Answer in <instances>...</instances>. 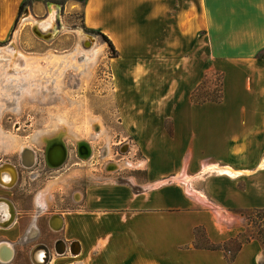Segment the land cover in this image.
<instances>
[{
	"label": "crops",
	"instance_id": "0c3cea01",
	"mask_svg": "<svg viewBox=\"0 0 264 264\" xmlns=\"http://www.w3.org/2000/svg\"><path fill=\"white\" fill-rule=\"evenodd\" d=\"M24 1L0 0L1 41ZM34 3L38 10L52 8L44 0ZM191 3L85 0L88 28L107 34L122 52L141 42L146 58L150 52L161 58L148 62L147 90L160 83L166 97L175 86L162 113L152 116L157 124L148 119L140 134L155 144L138 164L147 175L85 179L66 168L36 190L32 208H20L14 191L18 170L13 188L0 182V264H34L30 255L46 252L41 243L52 256L49 264H264L259 239L239 242L247 230L245 212L264 210V0L199 4L204 52L222 72L221 100L201 104L192 101V51L191 66L180 63L182 49L192 48L181 39ZM153 34L157 46L150 50ZM126 59L119 68L128 67ZM166 122H172L171 133ZM56 240L62 252H56ZM234 243L240 248H232Z\"/></svg>",
	"mask_w": 264,
	"mask_h": 264
},
{
	"label": "rangeland",
	"instance_id": "374dc122",
	"mask_svg": "<svg viewBox=\"0 0 264 264\" xmlns=\"http://www.w3.org/2000/svg\"><path fill=\"white\" fill-rule=\"evenodd\" d=\"M84 2L68 0L58 12L61 27L54 24L49 29H42L38 22L44 21L49 13L57 15L56 5L60 3L44 1L52 5L49 11L38 10L35 3L27 4L20 9L7 40H0V50L13 58L4 61V69L0 67V164L12 163L20 172L14 190L20 208H32L34 194L45 180L61 175L70 167L84 173L85 179L115 176L123 180L134 177L143 180L147 167L138 164L147 157L145 149L155 144L140 134L147 128L148 119L150 124H157L152 116L162 113L175 88L172 86L166 97H162L166 89L159 88L160 83L154 82L156 85L147 90L148 62L157 64L161 58L156 52H150V57L146 58V46L141 42L131 49L128 46L125 52L117 47L116 52L112 51L103 36L90 31L94 29L84 23ZM202 3L204 0H192V15L182 25L181 39L192 48H183L180 60L182 68L191 66L187 57L192 51V101L200 102L218 100L222 96V72L205 54V31L199 30L204 26V16L199 19V4ZM191 34L192 39L188 36ZM153 38L155 40L158 35L153 34L151 41ZM152 42L148 49L155 50L157 42ZM117 44L124 46L125 42ZM95 45L101 49L93 60H88L86 54ZM30 55L36 56L40 63L34 73L21 70ZM47 56L55 57L60 64L48 62ZM89 56L93 57L92 54ZM122 59L129 62L125 69L119 68ZM0 61L2 66L3 60ZM14 66L15 70H11ZM12 77H18V80L13 81ZM29 78L31 80L27 81ZM149 91L152 96L160 93L148 98ZM98 120L102 124L99 129L95 124ZM62 124H66L68 131L63 139L69 156L65 164L58 167L61 169L49 166L48 169L45 166L46 142L40 135L52 136ZM171 125L172 122H166L170 133ZM82 140L92 146L90 159L78 155V142ZM23 145L36 150L38 159L33 169L21 163ZM35 175L39 176L37 180H34ZM244 215L247 230L239 242L257 238L264 244V210L249 211ZM236 245L231 244L232 248ZM43 253L39 252L38 258Z\"/></svg>",
	"mask_w": 264,
	"mask_h": 264
},
{
	"label": "bare ground",
	"instance_id": "6f19581e",
	"mask_svg": "<svg viewBox=\"0 0 264 264\" xmlns=\"http://www.w3.org/2000/svg\"><path fill=\"white\" fill-rule=\"evenodd\" d=\"M52 12V11H51ZM59 11H57V15L56 14H51L46 18L44 19V21H39L38 24L39 26L42 28V29H49L50 26H53L55 24L56 27H58L59 25H62V22H61V19L59 17V14H58ZM57 23V24H56ZM92 50L90 52H88L86 54V58L88 60H93L94 59V55H96L99 51H100V47H97L96 45L91 48ZM0 51L3 52V56L0 57V60H3V64L2 67L3 69L5 68V63L4 61H12L13 58L12 57H9L8 55H5L4 54V51L1 49ZM19 51L16 52V54H18ZM23 54V53H22ZM93 55V57L89 56V55ZM48 60V62H53V63H58L59 61L56 60V58L52 57V56H47L46 58ZM26 66H24V68L21 67V70H28L30 73H34L37 68L39 67L40 63H39V59L36 57V56H33V55H30L29 57L26 58ZM1 62V61H0ZM60 64V62H59ZM11 70H15V66L10 68ZM12 80L13 81H17L18 80V77H12ZM31 80V78H29L27 81ZM24 83V82H23ZM62 123H64L65 121L64 120H61ZM96 125H97V128L99 129L100 128V125L101 124L98 121H95ZM94 124V123H93ZM102 125V124H101ZM66 128V124H62L61 127L58 128V130L56 131V133L52 136H54L53 138H51L50 136L48 135H45L44 134H41L40 137L42 140H44L46 142V148H45V160L46 162H48L47 166L51 167V168H58V167H61L62 165L65 164V162L67 161L68 159V156H69V151H68V146L66 144V142L64 141L63 137L67 134V129ZM82 141H86V140H82ZM82 141H79L78 142V146L79 144L82 142ZM88 142V141H87ZM55 143H62L63 146H65L66 148V155L64 158H61L60 153L57 152L58 149H54V151L52 152V162L50 161L51 159H48L47 158V153H48V150L50 149V147L55 144ZM24 149H30V151H28L25 156H24V163L28 166H25L26 168L28 169H33L35 166H36V163H37V159H38V155L36 153V150H34L33 148L27 146V145H23L21 147V150H20V160H21V163H22V152ZM48 160V161H47ZM65 160V161H64ZM5 164V163H4ZM12 163H10V165H6V166H2L0 167V181L5 184V185H8L10 187H12V185L16 182V180L18 179L19 177V174H18V169H17V174H16V169H15V165L12 166L11 165ZM264 166V162L262 163L261 167ZM217 170L219 172H226L228 174H231V175H237L238 173H240V171H236L230 167H218ZM58 227V226H57ZM59 244V243H58ZM59 249V252H62L64 250V245L61 244L60 247H58ZM74 252H76V248H74ZM45 255L46 253L44 254H40L39 255V258L41 259H45ZM40 261V260H39Z\"/></svg>",
	"mask_w": 264,
	"mask_h": 264
},
{
	"label": "water",
	"instance_id": "95a60500",
	"mask_svg": "<svg viewBox=\"0 0 264 264\" xmlns=\"http://www.w3.org/2000/svg\"><path fill=\"white\" fill-rule=\"evenodd\" d=\"M80 1H83V0H80ZM52 6V5H51ZM50 6V7H51ZM56 8H57V6H56ZM58 9V11H60L59 10V8H57ZM37 32V31H36ZM98 129V128H97ZM54 149H58L57 150V152L58 153H60V154H58V155H60V157L61 158H64L65 157V155H66V148H65V146H63L62 145V143H55V144H53L51 147H50V149L48 150V153H47V158L48 159H51L50 161L52 162V152L54 151ZM126 150V148L125 149H123V151H125ZM28 151H30V149H24L23 150V152H22V164L23 165H25V166H28V165H26L25 163H24V156H25V154L28 152ZM92 154H93V149H92V146L90 145V143L89 142H87V141H82L80 144H79V146H78V155L82 158V159H90L91 157H92ZM48 161V160H47ZM65 161V160H64ZM46 162V161H45ZM48 162H46V165H48L47 164ZM6 165H10V163H5V164H3L2 166H6ZM12 165V164H11ZM12 166H14V165H12ZM15 167V171H16V174H17V168H16V166H14ZM48 167V166H47ZM49 168V167H48ZM50 169V168H49ZM58 169V168H57ZM3 184V183H2ZM12 216L14 217V212L12 213ZM13 221V220H12ZM11 221V222H12ZM10 222V223H11ZM9 223V224H10ZM11 259V258H10Z\"/></svg>",
	"mask_w": 264,
	"mask_h": 264
},
{
	"label": "trees",
	"instance_id": "16d2710c",
	"mask_svg": "<svg viewBox=\"0 0 264 264\" xmlns=\"http://www.w3.org/2000/svg\"><path fill=\"white\" fill-rule=\"evenodd\" d=\"M34 1H35V0H25V1L22 3L21 8H22L23 6H25V5H27V4H28V5H32V4L34 3ZM44 1H46V2L60 3V4L64 5L68 0H44ZM90 31H92V32H97V33L101 34V35L103 36L104 40L109 44L111 50H112V51H115V52L117 51L114 42L109 38L108 35H106L105 33L101 32V31H99V30H90ZM221 97H222V96H221ZM192 99H193V98H192ZM220 100H221V98H219L218 100H209V101H217V102H218V101H220ZM193 102H194V103H199V104H201V103H205V102H208V101L200 102V101L193 100ZM257 211H259V210H257ZM225 246H226V245H225ZM240 246H241V243H238L235 249H239ZM217 247H219V246H216V245H213V246H212V248H217ZM224 249H226V247H225ZM230 260H233V257H232Z\"/></svg>",
	"mask_w": 264,
	"mask_h": 264
},
{
	"label": "flooded vegetation",
	"instance_id": "af4514ba",
	"mask_svg": "<svg viewBox=\"0 0 264 264\" xmlns=\"http://www.w3.org/2000/svg\"><path fill=\"white\" fill-rule=\"evenodd\" d=\"M57 6V8H59V10L61 11L62 9H63V7H64V5H62V4H58V5H56ZM46 167H47V165H45ZM48 168V167H47ZM18 174H19V172H18ZM19 178V177H18ZM18 180V179H17ZM17 180H16V182L12 185V187H10V186H8V185H5V184H2L3 186H5V187H8V188H13L15 185H16V183H17ZM1 182V181H0ZM59 243V244H58ZM62 244V241L61 240H56L55 241V245H56V252L59 250L58 249V247H60V245ZM39 246H43V249H45V253H46V255H45V259L44 260H42L41 262L38 260V253H36V255L35 254H31L30 255V262H32V263H34L35 264V262H37V263H40V264H49L50 263V261H51V258H52V256H51V254L49 253V251H48V246H47V244H45V243H41V244H39ZM66 249V248H65ZM40 251V250H39ZM58 253V252H57ZM13 258H14V256H13ZM13 258H11V260H10V262L12 261V259ZM7 262V261H6Z\"/></svg>",
	"mask_w": 264,
	"mask_h": 264
}]
</instances>
